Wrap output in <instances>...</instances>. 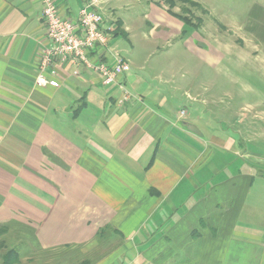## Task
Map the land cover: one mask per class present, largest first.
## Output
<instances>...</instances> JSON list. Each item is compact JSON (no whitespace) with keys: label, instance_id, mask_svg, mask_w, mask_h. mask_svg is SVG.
Masks as SVG:
<instances>
[{"label":"crops","instance_id":"obj_1","mask_svg":"<svg viewBox=\"0 0 264 264\" xmlns=\"http://www.w3.org/2000/svg\"><path fill=\"white\" fill-rule=\"evenodd\" d=\"M56 2L73 20L93 3L112 38L91 60L130 70L105 85L55 60L37 84L50 45L43 5L0 0V226L13 227L0 258L16 249L18 264H81L82 250L83 264H264L263 150L220 123L231 109L220 111L219 84H177L168 56L146 66L175 39L218 62L204 23L188 30L157 0Z\"/></svg>","mask_w":264,"mask_h":264},{"label":"rangeland","instance_id":"obj_2","mask_svg":"<svg viewBox=\"0 0 264 264\" xmlns=\"http://www.w3.org/2000/svg\"><path fill=\"white\" fill-rule=\"evenodd\" d=\"M175 2L180 6V13L183 11L182 8H185L183 14L194 24L199 23V19L202 18L203 33L207 40L204 44L206 46L211 44L220 49L218 62H211L205 58L201 60L189 51L190 48L187 51L181 40L175 39L170 43L161 42L160 49L154 50L158 55L153 54L148 58L146 66L152 69L155 60L168 56L169 61L175 65L171 74L177 84H219L217 93L224 103L223 105L220 103V111L224 108L231 109L226 118L224 116L222 119L221 116L220 123L229 121L231 128L227 129L230 132L236 129L248 132L251 137L246 139L251 142L252 149H262L264 152V0H175ZM203 23L197 30L201 29ZM122 41L124 42L122 55L125 56L129 54L131 48L127 41ZM134 43L136 45L138 42ZM140 45L139 43L136 53L139 52ZM140 56L142 55L137 53V59L143 60L144 58ZM245 103H250L251 106ZM249 107L253 108L252 112H248ZM243 115L245 122L241 121ZM241 125L249 130H243ZM10 228L13 227L0 226V239H4V234H7ZM11 250L15 254L9 255L8 250L7 254L0 258V264H3L5 257L8 261L14 262L13 264L19 263L18 251ZM82 256V250L75 251L74 257L75 259L81 257L78 259L81 264Z\"/></svg>","mask_w":264,"mask_h":264},{"label":"built area","instance_id":"obj_3","mask_svg":"<svg viewBox=\"0 0 264 264\" xmlns=\"http://www.w3.org/2000/svg\"><path fill=\"white\" fill-rule=\"evenodd\" d=\"M40 1L50 45L41 51L42 72L37 84L46 83L44 71L55 60L71 62L75 66L84 65L94 70L100 74L105 85L116 84L118 76L130 70L129 63L122 58H118L113 65L94 63L91 60L90 52L97 47H107L112 38L110 29L104 27L102 14L93 9V3H86L80 10L78 20H73L60 15L56 0ZM118 85L124 91L125 97L129 98L130 92L123 85Z\"/></svg>","mask_w":264,"mask_h":264},{"label":"trees","instance_id":"obj_4","mask_svg":"<svg viewBox=\"0 0 264 264\" xmlns=\"http://www.w3.org/2000/svg\"><path fill=\"white\" fill-rule=\"evenodd\" d=\"M157 1H158V4H160L161 2H163V3H165L166 5H168V11H169L172 15H174V16L178 17L179 19H181V20L183 21V23L185 24V26H186V28H187L188 30H197V29L202 25V23H203L202 18L199 19V23H197V24H194L191 20H189V18H187V17L185 16V14H183V12H185V8H182L183 11H182L181 13H175V12L173 11V8L176 6V2H175V0H157ZM187 29L183 30V32H182V36H185V35H186V33H187ZM10 251H11V252H10ZM10 251H9V255H10L11 253H14V251H12V250H10ZM14 254H15V253H14ZM9 260H10V259H9ZM13 263H14V262H12V261H8L7 257L4 258V262H3V264H13Z\"/></svg>","mask_w":264,"mask_h":264}]
</instances>
